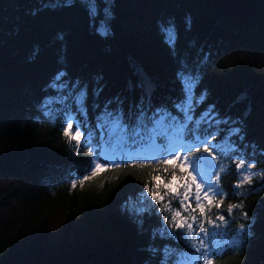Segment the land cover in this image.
<instances>
[{
  "label": "trees",
  "instance_id": "1",
  "mask_svg": "<svg viewBox=\"0 0 264 264\" xmlns=\"http://www.w3.org/2000/svg\"><path fill=\"white\" fill-rule=\"evenodd\" d=\"M94 2L93 15L88 0H0V264H203L186 229L165 221L170 196L145 189L157 173L132 167L158 151L115 152L154 138L162 149L185 124V141L197 124L215 136L224 169L223 203L208 213L218 227L205 221L214 264H264V176L236 187L241 159L264 172V0ZM69 115L79 151L63 132ZM97 160L105 169L81 186ZM58 220L86 235L54 237Z\"/></svg>",
  "mask_w": 264,
  "mask_h": 264
},
{
  "label": "snow or ice",
  "instance_id": "2",
  "mask_svg": "<svg viewBox=\"0 0 264 264\" xmlns=\"http://www.w3.org/2000/svg\"><path fill=\"white\" fill-rule=\"evenodd\" d=\"M88 7L91 14H95L94 9H96V4L94 0H88ZM107 14V13H106ZM103 31L102 35L107 34L106 26H102ZM162 31L165 34L166 42H169L170 45L174 46L175 43V29L173 26L168 25L162 28ZM60 75L56 77L57 80L60 79ZM74 117L71 115L66 117V127L63 128V132L69 142L76 141V150L79 151L80 139L82 133L80 131V123L77 122L75 132L72 131ZM186 119H188L186 117ZM207 122V119L205 120ZM189 131L187 130V125H184L183 130H176L173 134L174 139L169 143L165 144L162 149L158 150L159 155L144 156L134 158L132 167H151L152 172H156V175L150 176L152 187L149 188L148 183H145L144 187L148 191V194L151 195L153 200L157 202L164 201L166 196H170V199L167 203L161 204V211H167L171 213V219L166 216L165 221H167L168 226L172 228H183L186 229V239L187 242L191 244L192 247L196 249L197 253H201L203 257V264H214L213 257L215 256L216 247L213 241L207 240L209 235V229L205 227V221L212 225L214 228L218 227L216 221L212 219L208 213L212 211V208L215 207L219 209L223 203L224 194L222 189L219 187L220 183V173L224 171L223 167L215 163L216 156L213 153L212 147H209L212 139H215L214 135L204 133L203 136L199 132V124L192 130H190L191 135L190 139L185 141L184 135ZM239 132V129H234L233 134ZM211 135V138L209 136ZM91 140V132L88 135V141ZM87 143V142H86ZM201 146L203 153H207V156H197V152H201ZM214 147V146H213ZM195 149V151H193ZM91 151V150H90ZM153 160L155 164L153 165ZM90 175L84 176L82 180L79 181L82 186L85 181L96 177L101 170L105 169V165H102L97 160L94 163V166H91ZM119 167V165H115ZM255 167L254 164L249 163L247 166L243 159L237 163L236 168L242 170L239 172L240 179L237 181L236 187L240 188L244 184H251L253 178L257 175L264 176V172H253L252 169ZM219 168V171L216 169ZM191 169V170H190ZM160 170L164 173H169L167 183L164 182V179L159 175ZM179 171V175L177 174ZM213 177L215 180L213 181ZM159 181V183H157ZM200 181H203L201 183ZM76 181H73L72 187H76ZM163 187L164 194L160 195V188ZM182 189V191H181ZM219 196V200L216 198ZM191 197V201L190 198ZM143 198V195L142 197ZM179 199V208L173 209L171 206V200ZM195 203V207H192V203ZM129 210L138 214L143 211L142 208L136 207L134 203H129ZM242 207V205H229L227 211L232 212L234 208ZM182 213H187V215H182ZM245 219H247V214H243ZM216 220L225 222L223 215L217 214ZM196 225L199 231H196L193 227ZM240 229L245 228L244 224H241ZM161 231V234H163ZM203 233V237H201ZM172 235V233H168ZM199 237V239H198ZM213 244V247L210 249L209 244ZM188 261H195L197 257H187ZM161 264H167V257L165 260L161 261Z\"/></svg>",
  "mask_w": 264,
  "mask_h": 264
},
{
  "label": "rangeland",
  "instance_id": "3",
  "mask_svg": "<svg viewBox=\"0 0 264 264\" xmlns=\"http://www.w3.org/2000/svg\"><path fill=\"white\" fill-rule=\"evenodd\" d=\"M118 127H119V124L115 123L114 128L117 129ZM149 147H150L151 151H155L157 148L156 142L154 141V143L150 144ZM101 149H102V153L104 155L110 154V152L107 149V143H104L102 145ZM126 149H127L125 151L126 153L129 154L132 152V148L130 146H127ZM116 152H120V149L117 148ZM67 226H71V228H68ZM52 230L54 233V237L62 236L63 234H65L66 231H70V235H77L80 237H84L86 235V233L83 234L81 232V230H83L82 227L75 225V223H73V222L70 224H69V222H68V224L67 223L65 224V223H62L61 220H58L52 224Z\"/></svg>",
  "mask_w": 264,
  "mask_h": 264
}]
</instances>
